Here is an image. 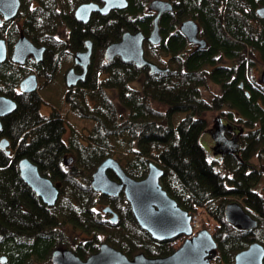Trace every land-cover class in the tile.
I'll return each mask as SVG.
<instances>
[{
	"label": "trees",
	"instance_id": "obj_1",
	"mask_svg": "<svg viewBox=\"0 0 264 264\" xmlns=\"http://www.w3.org/2000/svg\"><path fill=\"white\" fill-rule=\"evenodd\" d=\"M89 1L21 0L18 13L26 37L46 49L44 62H29L46 79L45 96L58 99L60 108L65 99L63 114L72 125L91 122L89 140L71 127L66 142V122L59 111L42 115L41 96L20 91L28 68L0 62V96L12 97L17 104L2 119L0 130V137L10 141L7 149L0 147L4 264H51L52 252L67 247L86 259L98 250L101 234L130 258L138 253L165 257L184 243L185 235L154 239L139 225L123 193L114 198L92 189L93 173L110 156L136 180L146 177L150 162L163 170L161 184L167 193L191 216H200V229L211 228L217 244L211 264H235L236 255L254 242L264 246V195L254 188L260 171L253 162L264 161V85L252 74L256 63L264 65V17L257 12L264 0H168L174 10L160 16L161 41L144 43L146 59L162 70L156 73L118 56L111 62L104 58L105 49L125 32L150 35L157 15L149 9L153 0H127L124 9L96 12L88 23L77 21V7ZM190 18L199 24L205 48L198 49L180 31ZM64 20L71 28L70 43L55 35ZM16 26L8 33L11 46L19 34ZM4 33L0 25V37ZM88 39L94 55L85 81L70 89L59 78L50 84L73 65L74 52L85 49ZM140 78L142 86L132 87ZM209 83L219 91L204 95ZM108 90L117 93V103ZM209 111L243 129L240 150L219 161L210 160L200 143L208 125L203 114ZM176 114L184 116L178 119ZM69 154L73 163L66 168ZM23 157L42 174L61 181L54 206H47L22 179L18 162ZM233 198L258 221L253 230H239L227 221L225 207ZM98 203L111 206L118 221L99 214L94 208ZM68 223L92 233L93 239L68 240Z\"/></svg>",
	"mask_w": 264,
	"mask_h": 264
},
{
	"label": "water",
	"instance_id": "obj_2",
	"mask_svg": "<svg viewBox=\"0 0 264 264\" xmlns=\"http://www.w3.org/2000/svg\"><path fill=\"white\" fill-rule=\"evenodd\" d=\"M21 0H0V13L6 20L14 18L20 8ZM104 5L96 2L80 5L75 16L78 20L87 22L94 11L101 14H108L112 9H124L128 6L127 0H102ZM149 8L157 12L154 21V28L151 34L146 37L141 31H127L122 38L111 43L105 50L104 58L107 61L115 56H120L124 61L134 62L138 67H149L150 73L162 71L156 64L145 58L144 41L149 40L152 44L161 41L159 32L160 16L166 11H173V3L167 0H153ZM258 14L264 17V7L258 9ZM181 32L187 37L190 43L197 44L198 49L205 48L206 40L199 37L200 26L194 19H187L180 26ZM88 49L76 54L75 61L84 67L83 74H77L71 69L67 74V85L73 87L88 69L91 57V41H87ZM41 53L34 44L24 35L20 37L14 50V60L24 62L31 53ZM6 58V47L3 40H0V61ZM264 83V71L262 75ZM38 83L34 75H30L20 83L22 92H31L37 89ZM17 108L16 102L9 97L0 96V117L14 112ZM1 128V122H0ZM226 126L221 120L217 122V128L213 139L217 145L225 144L227 140L218 135L223 133ZM8 140L3 139L1 146L6 148ZM236 151V149H235ZM19 169L22 179L42 198L49 206L56 203L60 193V183L54 184L50 179L41 175L38 167L27 157L19 161ZM108 169H113L120 179V183L113 181L107 174ZM163 170L155 163H149V172L146 178L136 180L128 176L119 162L114 158L103 161L95 173L91 186L95 191L107 195H118L124 188L125 195L131 204L133 213L139 225L148 231L155 239L166 240L174 236L184 234L187 239L172 254L165 257L151 258L139 253L133 259L125 254L103 243L99 251L88 259L82 260L73 252L56 249L52 254L53 264H210V256L214 254L217 244L212 233L202 229L194 234L191 224V215L182 209L178 203L167 193L161 184ZM227 221L239 230H253L258 221L252 217L240 202L232 201L225 207ZM3 260V258H2ZM235 264H264V246L254 242L247 249L239 252L235 257Z\"/></svg>",
	"mask_w": 264,
	"mask_h": 264
},
{
	"label": "flooded vegetation",
	"instance_id": "obj_3",
	"mask_svg": "<svg viewBox=\"0 0 264 264\" xmlns=\"http://www.w3.org/2000/svg\"><path fill=\"white\" fill-rule=\"evenodd\" d=\"M101 1V0H100ZM90 2H96V3H98L100 6H102L103 5V2L101 1V2H99V1H97V0H90L89 2H86V3H90ZM20 7H21V1H20ZM19 10H20V8H19ZM114 10H117V8L116 9H112L110 12H112V11H114ZM100 13L99 11H94V12H92L91 13V15H90V18H89V20L87 21V22H84V21H82V20H78L77 18H76V16H75V19L77 20V21H79V22H82V23H88L89 21H90V19H91V16H92V14H94V13ZM109 12V13H110ZM18 13H19V11H18ZM18 13H17V15L14 17V18H12V19H9V20H6L5 18H4V16H3V14L2 13H0V25H1V28H4L5 29V33H4V35H3V37H0V40H3L4 41V43H5V47H6V58H5V60H3V61H0V62H4V61H11L12 63H14V64H16V65H20V66H25V67H27L28 68V70H29V72H28V74L21 80V82L25 79V78H27L28 76H30V75H34L35 77H36V80H37V83H38V86H37V89L35 90V91H31V92H36V93H38L40 96H41V98H42V103H43V100H44V98H46V99H49L48 97H46L45 96V94H47V91H46V89L48 88V86H44L46 83H45V81H46V79L44 78V76H41L40 75V73L36 70V68H35V66H29L30 64H29V62H31V61H33L34 63H36V64H41L42 62H44V58H45V52H46V49H45V47L44 46H37V45H35L30 39V41L34 44V46L36 47V48H38V50H41L42 52L41 53H37V54H35V53H31V54H29L27 57H26V59H25V61L24 62H17V61H15L13 58V56H14V50H15V46H16V44H17V42L20 40V37L22 36V35H24L25 37H26V35L24 34V31H23V27H24V18H21V17H19L18 16ZM108 13V14H109ZM101 14V13H100ZM103 15V14H102ZM107 15V14H106ZM67 20H64L63 21V23H62V25L61 26H59V28L57 29V32H56V37L57 38H60V39H62V40H68L67 42L68 43H70V41H69V38H70V31H71V28H70V26H69V24L66 22ZM13 24H16L17 26V29H18V32H19V34H18V36H17V39L15 40V42H14V44L11 46L10 45V41H11V38H10V36H9V30H10V28L13 26ZM87 41H91V49H92V52H91V57H90V63H89V65H88V69L86 70V72H85V74H84V78L83 79H80L78 82H77V84L75 85V86H73V87H69L68 85H67V74H68V72L71 70V69H73L77 74H83L84 73V67L83 66H81V65H79V64H77L76 63V61H75V57H76V54L78 53V52H81V51H86L87 49H88V47H87ZM197 48H198V45H195ZM66 50L68 51V52H70V49H69V46H67L66 47ZM65 50V51H66ZM71 53V52H70ZM105 53V52H104ZM93 55H94V46H93V41L91 40V39H88V40H86V42H85V49H81V50H78V51H75L74 52V55H73V65L71 66V67H68L64 72L62 71H60V74H59V77L57 76V77H54L53 79H51V82H50V84L52 83V82H57V78H59L58 79V81H64L65 82V84H66V86H67V88L68 89H70V88H76V87H78L79 86V84L80 83H82L83 81H85V79L87 78V75H88V72H89V68H90V65H91V63H92V57H93ZM115 57H117V56H115ZM114 57V58H115ZM119 57V56H118ZM113 58V59H114ZM112 59V60H113ZM106 60V59H105ZM112 60H110V61H108V62H111ZM107 61V60H106ZM58 66H60V64L58 65ZM264 70V69H263ZM50 74V73H49ZM262 75H263V71H262V73H261V82H262ZM20 82V83H21ZM20 83H19V89H20ZM263 84V83H262ZM264 85V84H263ZM23 93H25V92H23ZM48 93H50L49 91H48ZM6 97H8V96H6ZM9 98H12V97H9ZM13 99V98H12ZM52 99H54V98H52ZM14 100V99H13ZM58 100V99H57ZM57 100H53L54 101V107H53V110L51 111V113L49 114V115H44V114H42V112H41V108H40V113L42 114V115H44V116H46V117H48V116H50L51 114H52V112L54 111V110H57V111H59V113H60V116H61V118H63L64 120H65V122H66V128H65V132H64V140L66 141V142H68V140H69V137H70V133H71V127H73L79 134H80V136L84 139V141L86 140H89L88 139V136H87V133H88V131H89V129H90V127H91V122H88V123H83V122H81V124H79V125H72L71 123H70V121L68 120V119H66L65 117H64V104H65V99L63 100V107H59V105H58V102H57ZM15 101V100H14ZM16 102V101H15ZM42 106V105H41ZM11 114V113H10ZM9 115V114H8ZM8 115H5V116H1L0 117V122H1V128H2V119L4 118V117H6V116H8ZM219 119H222V121H223V123L226 125V129L224 130V134L223 133H221V134H219L218 136L220 137V138H225V140H227V142L225 143V144H219V145H217L215 142H214V139H213V134H215V132H216V128H217V121L219 120ZM224 119V120H223ZM1 128H0V130H1ZM67 131H69V134H68V136H67V139H65V135L68 133ZM86 131V132H85ZM243 132V129H241L240 127H238L237 125H232L231 124V122L228 120V119H226L225 117L223 118H218V119H216L215 120V122L213 123V125H212V128H210V134L208 135V136H211V142L213 143V146L211 147V150H210V152L211 153H213L212 154V156L214 157L213 159H211V160H216V161H219V160H221L222 158H224L225 156H227V155H230V154H236L239 150H240V148H241V145H240V143H239V141H240V136H241V133ZM3 139H7L8 140V145H6V148H3L2 146H1V142L3 141ZM10 146V141H9V139L7 138V137H0V147L2 148V149H7L8 147ZM235 149H236V151H235ZM24 158V157H23ZM108 158H114V159H116L118 162H119V164L121 165V163H120V161L116 158V157H113V156H110V157H108ZM108 158H106V159H108ZM22 159V158H21ZM20 159V160H21ZM106 159H104L103 161H105ZM19 160V161H20ZM30 160V159H29ZM31 161V160H30ZM102 161V162H103ZM101 162V163H102ZM34 163V162H33ZM73 163V156L72 155H68V156H66V160H65V162H64V167H69L71 164ZM35 164V163H34ZM18 166H19V162H18ZM38 167V166H37ZM99 167V166H98ZM121 167H122V165H121ZM123 168V167H122ZM39 169V168H38ZM256 169H258V171H260V182L261 181H263L264 182V161L263 162H258L257 164H256ZM97 170V169H96ZM124 170V169H123ZM125 172V171H124ZM148 172H149V170H148ZM41 173V172H40ZM95 173V172H94ZM93 173V174H94ZM126 173V172H125ZM107 174H108V176H109V178L110 179H112L113 181H116V182H119L120 183V179H119V177L117 176V174H116V172L113 170V169H108L107 170ZM41 175L42 176H44V177H46V178H48V179H50L54 184H57V183H60V186L62 187V183H61V181H54L51 177H49V176H47V175H44V174H42L41 173ZM148 175V174H147ZM147 175H146V177H147ZM129 176V175H128ZM145 177V178H146ZM92 179H93V176H92ZM142 180V179H141ZM91 182H92V180H91ZM91 184V183H90ZM260 183H258V185H259ZM263 184V183H262ZM28 185V184H27ZM258 185H255L254 186V188L255 187H258ZM29 186V185H28ZM30 187V186H29ZM92 187V186H91ZM261 188L264 190V185H262L261 186ZM32 189V188H31ZM93 189V188H92ZM33 190V189H32ZM60 190H61V188H60ZM94 190V189H93ZM256 190V189H255ZM34 191V190H33ZM125 189L123 188L122 190H121V192H119V194L118 195H107V194H103L102 192H100V191H96L97 193H100V194H102V195H105V196H111V197H118L120 194H124L125 195ZM35 192V191H34ZM35 194H36V192H35ZM37 195V194H36ZM59 195H60V193H59ZM38 196V195H37ZM126 196V195H125ZM39 197V196H38ZM41 200H42V198L41 197H39ZM59 198V197H58ZM127 198V197H126ZM128 200V199H127ZM43 201V200H42ZM58 201V200H57ZM56 201V202H57ZM129 202V201H128ZM56 204V203H55ZM54 204V205H55ZM129 204H130V202H129ZM47 205V204H46ZM54 205H52V206H54ZM47 206H49V205H47ZM52 206H49V207H52ZM130 207H131V204H130ZM95 210L99 213V214H103L104 216H106L107 218H108V220L109 221H111V222H117L118 221V219H119V215H118V213H116L112 208H111V206H109V205H101L100 203H98L97 205H95ZM131 209H132V207H131ZM132 212H133V210H132ZM134 214V213H133ZM135 216V215H134ZM136 218V217H135ZM137 220V219H136ZM138 222V221H137ZM64 232H65V234H66V238L68 239V240H70V241H72V242H79V243H82V242H84L85 240H86V242L88 241V240H91V239H93V234L92 233H88V232H86L85 230H82V229H80V228H76L74 225H72V224H66L65 226H64ZM79 233H84L85 235H86V237H83V238H81L79 235ZM180 235H184V234H180ZM179 235H177V236H174V237H178ZM186 236V235H185ZM105 237L106 236H104L103 234H101L100 235V242H99V245H98V250L95 252V253H97L98 251H99V247H100V245L101 244H103V243H107V242H105ZM174 237H172V238H174ZM187 237V236H186ZM172 238H170V239H166V240H159V241H167V240H171ZM155 239V238H154ZM156 240H158V239H156ZM108 245H110L109 243H107ZM111 246V245H110ZM74 247V246H73ZM113 247V246H112ZM113 248H115V247H113ZM179 248V247H178ZM177 248V249H178ZM58 249H60V250H68V251H71V252H73L76 256H78V257H80L79 255H77L74 251H73V248L71 247V248H69V247H67V248H58ZM116 249V248H115ZM176 249V250H177ZM118 250V249H117ZM175 250V251H176ZM118 251H120V252H122L121 250H118ZM95 253H93V254H95ZM123 253V252H122ZM52 254H53V252H52ZM52 254H51V264H53V262H52ZM93 254H91V255H93ZM123 254H125V253H123ZM139 254V253H138ZM138 254H136V255H138ZM144 254V253H143ZM172 254V253H171ZM90 255V256H91ZM126 255V254H125ZM135 255V256H136ZM145 255V254H144ZM89 256V257H90ZM127 256V255H126ZM135 256H133L132 258H130L129 256H127L128 258H130V259H133ZM146 256V255H145ZM89 257H87L86 259H88ZM2 258H3V260H2ZM81 258V257H80ZM82 260H86V259H83V258H81ZM6 261H7V258L3 255V254H1L0 253V262L2 263V264H4V263H6ZM33 264H50V263H45V262H40V261H34V263Z\"/></svg>",
	"mask_w": 264,
	"mask_h": 264
},
{
	"label": "rangeland",
	"instance_id": "obj_4",
	"mask_svg": "<svg viewBox=\"0 0 264 264\" xmlns=\"http://www.w3.org/2000/svg\"><path fill=\"white\" fill-rule=\"evenodd\" d=\"M263 69H264V65L263 64H257V63L255 64V66L252 69L253 76L256 78V80H258L260 82H261V73H262V71H264ZM130 84L134 88H140L142 86V78H140L137 81L131 82ZM211 91L213 93H215V92H218L219 89L217 88L216 85L209 83L207 91L206 90L204 91V95L210 94ZM108 92L110 93V96L113 99V101L117 103V100H118L117 99V93L114 90H108ZM53 100L54 99L44 98L42 106H41L42 114L49 115L51 113V111L53 110V107L55 106ZM61 107H63V106H61ZM183 116H184L183 114H176V118H178V119L183 117ZM203 117L208 120V125H207L206 130L200 136V143H201L202 147L206 150L209 158L213 159L214 158L212 156L213 153L210 152L211 147L213 146V143L211 142V136H208V135L210 134V128H212V125L215 122V120L220 118V117L222 118L223 116H221L219 112L209 111V112L204 113ZM67 132L68 133L65 135V139H67V136L69 134V131H67ZM253 162L256 164L258 163L257 160H253ZM262 185H264L263 181H261L260 184L258 185V187H255V189L264 195V190L261 188ZM233 200H237V199L233 198ZM237 201H239V200H237ZM79 234H80L79 236L81 238L86 237V235L84 233H79Z\"/></svg>",
	"mask_w": 264,
	"mask_h": 264
},
{
	"label": "built area",
	"instance_id": "obj_5",
	"mask_svg": "<svg viewBox=\"0 0 264 264\" xmlns=\"http://www.w3.org/2000/svg\"><path fill=\"white\" fill-rule=\"evenodd\" d=\"M198 222H199V219H198V217H197V216H195V217H194V224H195V225H197V224H198Z\"/></svg>",
	"mask_w": 264,
	"mask_h": 264
}]
</instances>
